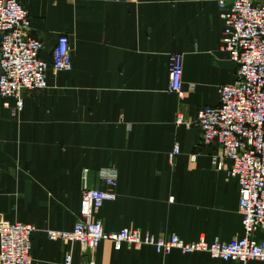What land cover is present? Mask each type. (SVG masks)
Masks as SVG:
<instances>
[{
	"label": "crops",
	"instance_id": "0c3cea01",
	"mask_svg": "<svg viewBox=\"0 0 264 264\" xmlns=\"http://www.w3.org/2000/svg\"><path fill=\"white\" fill-rule=\"evenodd\" d=\"M19 1L41 58L50 63L67 34L73 63L69 72L51 68L48 88L25 93L21 111L15 97H0V221L36 227L33 264H64L68 255L73 264H242L150 246L115 250L110 241L84 254L47 235L74 230L84 186L109 190L99 174L108 169L117 199L95 214L107 232L208 243L244 236L239 182L215 164H228L221 148L202 146L197 126L178 122L218 107L219 89L236 81L237 65L221 50L223 0ZM224 1L228 10L234 0ZM175 53L184 56L183 98L168 90Z\"/></svg>",
	"mask_w": 264,
	"mask_h": 264
},
{
	"label": "built area",
	"instance_id": "2783aa9c",
	"mask_svg": "<svg viewBox=\"0 0 264 264\" xmlns=\"http://www.w3.org/2000/svg\"><path fill=\"white\" fill-rule=\"evenodd\" d=\"M129 1V0H118ZM223 29L221 50L237 65L236 81L219 89L220 105L201 109L194 123L178 119L181 124L195 125L202 134V146L217 145L228 164L218 157L215 164L239 182V210L244 236L230 242L208 243L205 239L186 242L174 234L157 238L140 230L123 229L107 232L95 219L107 201L117 199L115 171L102 170L100 178L109 190L84 186L79 220L72 231H47L51 241L79 243L83 253H93L103 241H110L115 250L123 247H153L157 254L172 250L185 254L208 253L222 261L247 264L254 260L264 264V0H234L227 10V1H219ZM32 21L19 0H0V97H15L17 111L23 109L27 92L48 88L47 73L73 70L71 45L67 34L59 37L49 63L41 58L43 43L30 35ZM184 56L170 57L169 92L184 97ZM181 154L176 145L170 154L173 162ZM195 155L191 161H196ZM223 158V159H222ZM88 171H84L86 184ZM36 227L20 222L0 221V264H33L32 246ZM64 264H73L68 255ZM89 264H96L91 260Z\"/></svg>",
	"mask_w": 264,
	"mask_h": 264
}]
</instances>
